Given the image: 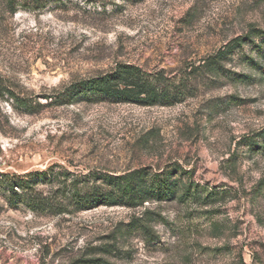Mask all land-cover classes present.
Here are the masks:
<instances>
[{"label":"rangeland","instance_id":"374dc122","mask_svg":"<svg viewBox=\"0 0 264 264\" xmlns=\"http://www.w3.org/2000/svg\"><path fill=\"white\" fill-rule=\"evenodd\" d=\"M253 28L264 30V0H0V82L40 104L0 95V172L145 168L179 181L165 199L62 213L1 189L0 264H264V149H251L264 144V58L246 43L218 72L207 66ZM119 63L185 95L148 106L50 97Z\"/></svg>","mask_w":264,"mask_h":264},{"label":"trees","instance_id":"16d2710c","mask_svg":"<svg viewBox=\"0 0 264 264\" xmlns=\"http://www.w3.org/2000/svg\"><path fill=\"white\" fill-rule=\"evenodd\" d=\"M50 1L52 0H7L12 9L19 6L36 10L45 8ZM254 37H261V40L256 43ZM246 43H252L258 55L264 58V30L253 28L246 37L235 38L226 44L218 55L209 59L207 66L213 72H218L222 59ZM255 64L262 68L259 63ZM185 91L184 85L176 84L161 72L152 73L135 64L119 63L110 72L76 81L50 97L55 98V102L60 104L83 99L125 101L145 106L159 103L171 105L182 98ZM4 92L9 93L29 112L40 105L16 94L0 82V95ZM262 135L264 136V132ZM255 143L256 141L252 140V145ZM251 149L259 151L264 149V144ZM172 173V171L150 173L148 169L142 168L120 175L99 170L80 174L72 172L65 166L53 164L47 169L34 170L22 175L0 172V190L9 191L8 199L12 204L22 203L36 212L84 211L100 205L133 206L153 198L172 197L179 183L177 179L172 180ZM104 261L90 260L95 264H112Z\"/></svg>","mask_w":264,"mask_h":264}]
</instances>
